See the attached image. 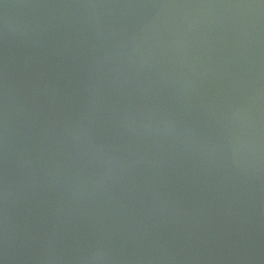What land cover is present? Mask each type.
<instances>
[{
    "label": "water",
    "instance_id": "1",
    "mask_svg": "<svg viewBox=\"0 0 264 264\" xmlns=\"http://www.w3.org/2000/svg\"><path fill=\"white\" fill-rule=\"evenodd\" d=\"M0 264H264V0H0Z\"/></svg>",
    "mask_w": 264,
    "mask_h": 264
}]
</instances>
